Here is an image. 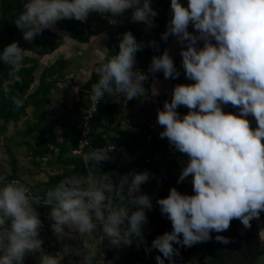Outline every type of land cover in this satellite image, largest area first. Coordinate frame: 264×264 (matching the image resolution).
Returning a JSON list of instances; mask_svg holds the SVG:
<instances>
[{"label": "clouds", "instance_id": "obj_1", "mask_svg": "<svg viewBox=\"0 0 264 264\" xmlns=\"http://www.w3.org/2000/svg\"><path fill=\"white\" fill-rule=\"evenodd\" d=\"M128 9H134L133 21L153 25L157 13L150 0H28L14 23L23 38L32 41L59 20L85 21L90 12L116 17ZM171 9L173 16L162 38L173 35L186 44L182 65L186 78L195 83L175 86L171 102L158 111V124L164 128L160 137L188 156L178 183L192 175L195 194H182L173 187L157 201L173 228L152 242L151 247L163 254L156 257L157 264L179 254L174 242L191 247L207 241L212 231L227 230L233 219L250 227V221L264 211V0H188L187 7L171 0ZM190 23L199 35L188 31ZM200 40L204 46L198 49ZM143 46L126 32L118 55L106 57L104 50H97L99 79L91 89L93 109L105 94L123 95L127 100L144 95L147 77L134 70L135 54ZM25 54L17 43L0 53L15 81H20L17 73ZM149 71H163L166 79L179 76L168 51L153 57ZM2 91L15 109L23 106L19 94H10L7 82ZM222 104L239 108L240 114L225 113ZM181 105L190 110L183 118L177 112ZM249 115L257 122L255 129L246 118ZM107 153L104 148H90L83 159L100 163L108 159ZM148 179V172H132L121 177L114 189L109 177L90 169L83 176H64L41 196L19 179L0 176V264H22L26 253L36 252L40 264H61L59 257L43 252L41 220L34 205L51 206L48 215L59 236L71 235L65 232L67 227L84 238L83 250H75L82 256L81 264H96L98 249L90 237L98 226L114 246L130 244L133 236L143 241L145 209L152 208V201L139 193ZM216 239L227 243L221 236Z\"/></svg>", "mask_w": 264, "mask_h": 264}, {"label": "trees", "instance_id": "obj_2", "mask_svg": "<svg viewBox=\"0 0 264 264\" xmlns=\"http://www.w3.org/2000/svg\"><path fill=\"white\" fill-rule=\"evenodd\" d=\"M185 1L180 0L181 3ZM26 2L28 1L0 0V53L12 43H17L21 49L26 50L21 70L17 73L20 76V81H15L9 77V66L0 60V134H3L8 129L11 121L14 124H18L25 117L24 127L17 130L18 137L5 136V151L9 156L8 161L11 165V172L7 173L4 177L7 180L16 178L25 182L18 173V157L13 150V146L21 145L27 146V154L31 155V160L37 166L41 167L45 163L53 167L55 166V162L57 164V171L50 173L47 180L31 187L32 192L41 196H43L49 187L59 183L64 176L73 174L83 176L90 169L102 178L109 177L114 189L119 187L121 177L132 172L138 174L148 172L149 179L141 185L140 189L152 201V208L145 209L147 216V223L145 225H153L160 229L162 221L161 208L157 201L163 198L164 188L160 186L159 178L164 173L169 175L170 180L167 186L170 190L173 188L172 181L175 179L172 178L171 173L160 168L162 162L159 159L163 154H167V151L175 148L170 145L167 138L162 139L158 132H152L151 126L155 123L157 117L155 116L152 122L147 125L144 124V120L138 118L132 124L130 123L129 127L123 128L122 119L117 120L114 116L117 113H121L125 114L123 118H128L130 114L125 113L126 109L133 106L136 100L142 101L143 96L127 100L123 95L111 96L105 94L104 98L99 101L97 111L92 120L91 136L93 145L100 146L109 142H126L130 145L129 150L120 151L115 157L107 154L108 159L100 163L86 162L82 154L74 153L73 150L79 147L78 139L84 109L91 103L92 85L99 79L98 74L95 73V68L99 67L100 62L95 65L91 76L80 87L81 96L74 104L73 109L69 111L68 116H66L64 137L63 139H59L55 131V124L47 123L50 109L48 98L53 90L58 89L60 82L66 79L69 59L64 55H59L49 60L46 64H42V58L52 54L62 45L63 37L51 28L43 30L32 41L25 40L23 38V31L15 25L14 20L22 12L23 4ZM150 5L157 13L153 18L154 25L150 31L137 27L132 22L130 16L122 20L113 17L114 22L106 21V19L99 17L96 22L92 23H82L74 18H65L57 21L55 24L60 31L69 33L79 41L88 40L87 36H84L85 30L89 34L106 30L109 34L106 57L116 55L119 52V45H117L116 51V42L120 43L122 35L126 32H131L137 43L144 45L142 49L136 52L134 65V70L142 72L141 69L148 62H152L153 57L161 56L165 52L166 40L162 38V35L168 30H166L167 19L164 16L163 9L171 5V0H150ZM125 13L131 14L130 9L126 10ZM108 15L111 14L108 13ZM94 25L97 26L96 29H93ZM153 32H155V36L150 38L149 36ZM152 42H155V46H153ZM172 59L176 70L179 72V76L194 83L193 80L186 78L184 68L175 61L174 57ZM39 68H41V71L37 77L36 71ZM5 82H7L11 90V95L19 94L20 98L24 100V104L20 109H15L11 100L5 98L2 91ZM36 82L37 85H35ZM150 86V82L146 84L147 88H150ZM29 107L32 108L30 116H28ZM183 110L184 108H180L177 112H182ZM57 122L59 121L57 120ZM149 132L151 133V139L147 141L146 137ZM88 150L83 149V153H87ZM186 186L185 182H181V190L186 188ZM34 207L41 220V227L46 226L50 229V226L54 224V221L48 215L51 211V206L34 205ZM130 207L132 210H136L135 207ZM95 231L102 232L99 226ZM131 239L134 244V253L131 257L129 255L123 262H112L111 264H133L134 260L142 259L139 246L137 245V237L133 236ZM41 240L43 252L62 251L65 244V242L58 241L56 238L52 239L51 236L43 237ZM73 244H76V242L74 241ZM214 246L212 234L209 246L205 252L196 249L195 246H191L189 248L190 254L188 255L187 264H193L197 257L202 258L206 253L210 254V258L205 264H221L223 254L219 249L217 250L216 246L214 248ZM108 256H112V253L108 252L107 257L104 259L106 260ZM99 259L100 257L97 256L96 264H103L99 263Z\"/></svg>", "mask_w": 264, "mask_h": 264}, {"label": "crops", "instance_id": "obj_3", "mask_svg": "<svg viewBox=\"0 0 264 264\" xmlns=\"http://www.w3.org/2000/svg\"><path fill=\"white\" fill-rule=\"evenodd\" d=\"M187 3H188V0H186L184 3H181V4L185 5ZM126 16H127V13L124 12L123 14H120L117 17H115V19L117 18L119 20H122V19H125ZM166 19H167L166 30H168L167 25L170 23V20L168 19V17ZM52 29L63 37V43L52 54L46 55L44 58H42L41 62L44 63L45 61V64H46L49 58L54 59L59 55H64L65 57L69 59V66L67 70L68 72H70L69 75H71V76L66 75V79L60 82L58 89L53 90L48 98V104H49L50 109L48 113L47 123L49 124L54 123L55 131L58 135V138L63 139L64 132L66 130V126H65V123L67 121L66 116H68L69 111L73 109L74 104L81 96L80 87L91 76L95 65L99 63L98 57L96 55L97 50H104L105 54L107 53L109 34L106 30L98 31L96 33H90V34L88 33L87 30H85L84 36H87L88 40L79 41L73 38L69 33L60 31L58 27L56 26V24L54 25ZM175 37L176 36H173V35L169 36L168 37L169 42L166 41V45H167V42L174 43ZM78 42L79 43L83 42V43H86L87 45H80V44L78 45ZM177 43L179 44V41L176 42V45ZM166 45H165V48H166ZM169 48H170L169 55L171 57H174L175 61L183 67L182 55L181 53H179L180 48L176 49L171 46ZM116 51H117V44H116ZM118 53L119 52H117L116 55H118ZM78 69H82V71L80 70L78 71ZM193 82L195 83V81ZM150 83H151V86H150L151 93L149 95L143 96L142 101H138V103L141 106L139 111H142L143 114H146L145 116H148L150 113L154 115L159 110H163L165 102L166 101L171 102V99L173 98L174 88H175L174 85H172L169 81L163 78L152 80ZM35 85H37V82L35 83ZM157 105L159 106V109L158 108L155 109ZM135 106L132 109L137 111V108H139V105L135 104ZM221 107L225 113H233L236 115L240 114L239 108L233 107L231 104H227V105L222 104ZM180 108H184V110L183 112L179 111L178 112L179 115L183 113L186 115L190 111L186 106H183V105L179 106L177 108V111ZM151 110L153 111L151 112ZM246 118L249 120L250 126L253 129H255L257 127V122L254 116L249 115ZM141 119L144 120V124L146 125L148 124V122H146L145 117H142ZM57 120L59 122H57ZM125 124L126 123L124 122L123 128L126 127ZM157 126H158V119L155 121L154 124H152L151 127H157ZM18 129H22V128H18ZM159 129L163 131V127L159 126V128L156 129L155 132H158L160 134ZM176 158H177L176 168H178V170L182 172L183 168L186 166L187 161H188L186 158V154L181 153L177 150ZM189 179L193 180V176L190 175L188 178H185V180L181 182H185L187 185L188 182L186 181H189ZM181 182L178 183V180H174L172 181V186L177 188L179 192H181L182 194H187V195L195 194L193 191V184H191L192 188H189L188 186H186V188L181 190ZM250 222H252V220ZM245 228L247 229V227H245L239 219H233L230 222V226L227 230H224L219 233H217L216 231H212L213 243L216 246L217 250L219 249V251H221L223 254V260L221 264H230V263H224L226 254L228 252L230 254L239 253L238 245H242V247L244 248L246 246L255 245L256 242L254 238L251 236V231L245 230L246 232L245 233L243 232ZM217 236L226 238L227 243L221 240H217L216 239ZM209 258H210V254L206 253L202 258L197 257L196 260H194L193 264H205ZM137 260L141 261L142 259L139 258ZM232 262L234 261L231 260V264H233ZM144 264H151V263L146 260Z\"/></svg>", "mask_w": 264, "mask_h": 264}, {"label": "rangeland", "instance_id": "obj_4", "mask_svg": "<svg viewBox=\"0 0 264 264\" xmlns=\"http://www.w3.org/2000/svg\"><path fill=\"white\" fill-rule=\"evenodd\" d=\"M183 6L187 7L188 3L183 5ZM163 11H164V16L166 18L168 17V19L171 21L172 16H173V12H172L171 6H169L166 9H163ZM130 12H131V14L127 13V16H126L125 19H127L128 16H130V18L132 19L133 11L130 10ZM132 22L137 27H139L140 29H144L146 31L152 30L153 25H154V23H153L152 26H149L145 22H135L133 20H132ZM168 25H167V29H168ZM96 27L97 26L94 25L93 29H96ZM188 31L193 33L194 35H199V33L194 29V26L191 23L189 24ZM154 36H155V32L151 33L149 37L153 38ZM174 39H175L174 43H172V42L168 43L169 39L166 40L168 42H167L165 51H168L169 54H170V48H169L170 46L173 47V48H176V49L180 48L179 49V53H181L182 49L186 47V44H181L180 42H179V44L177 43V45H176V42L178 41V39H177V37H175ZM212 43L215 44L216 41L213 39ZM79 44L80 45H87L86 43H83V42L82 43L78 42V45ZM116 44L118 45L119 42H116ZM196 46H197L198 49L202 48L204 46V41H202V40L198 41ZM94 52H96V51H94ZM49 60H51V59L49 58ZM46 61H47V59H46ZM44 64H45V61H44L43 65ZM79 70L82 71V69H78V71ZM40 71H41V68H39L36 71L37 77L39 76ZM69 74H70V72L67 73V76ZM69 76H71V75H69ZM150 93H151V91H150ZM149 94H147V95H149ZM138 101L139 100H136L134 102L133 106H131L130 108L126 109L125 113H127L128 115L130 114L128 116V118H126V119L123 118L125 114L119 113V114L116 115L115 119H117V120L118 119H122L121 120L122 121V125L125 122L126 123L125 125L128 126V127L133 123V121L137 120L138 118L145 117L146 118V122H148V123H151L152 119L155 116L157 117L156 119H158V112L155 113L154 115L150 113L148 116H145L146 114H143L142 111H139L141 106L138 103ZM135 104L139 105V108H137V111L132 109L135 106ZM142 104H144V103H142ZM157 108L159 109L158 105L156 106L155 109H157ZM28 111H29V115L28 116H30L31 112H32V108L29 107ZM152 111L153 110H151V112ZM184 115H185L184 113L180 114V117L183 118ZM132 119H134V120H132ZM24 120H25V117H23L18 122V124H14L11 121L9 126H8V129L3 134H0V176L4 177V176H6L7 173L11 172V165H10V163L8 161L9 156L7 155V153L5 151V136L7 135V136L18 137L17 129L24 127ZM159 126L160 125L158 124L157 127H151L152 132H155V130L158 129ZM160 129H159V132L161 133L162 131ZM163 131H164V128H163ZM148 135H151V133L150 132L147 133V137H148ZM147 137H146V140H147ZM13 150L16 152L17 157H18V163H19V172L18 173L20 174L21 178L28 185H30L31 187L41 183L44 180H47L50 173H53V172L57 171V167L56 166L51 167V166H49V165H47L45 163L42 164L41 167L37 166L31 160V155L26 154L27 151H28L26 145L13 146ZM186 158L188 160V156L187 155H186ZM159 160H160V162H162L161 163L162 165H160V168L165 170L166 172L171 173V176H172L173 179L179 180V176L181 175V172L178 170V168H176L177 163L176 162L174 163L173 161H171V159H169V157L167 156L166 153L163 154V156H160ZM55 165H57L56 162H55ZM186 182H188L187 186L189 188H192V186H191L192 179H189V181H186ZM125 192L127 193V186H126V191ZM139 194H145L146 195V193L144 191H141V190H140ZM65 232L66 233L71 232V235H65L63 237L59 236L58 234H56L54 232L53 224H52V226H50V229H49V227H46V231H40L39 230V236H40L41 239L43 237L51 236L52 239L56 238L58 241L65 242L62 251H46L44 253L52 255L54 257H59L61 264H81L82 256L81 255H77L75 250L76 249L83 250V239L84 238H82L79 235V233L76 232L75 230H70L67 227L65 228ZM90 240L92 242H94V246L98 249V255H97L98 257H99V249H101V248L104 249L106 251V253H108V252L112 253V256H108V258L106 260L105 259L104 260L100 259L99 263L111 264L112 262H123L125 258L129 257V255L131 257V255L133 254V251H134L133 241L130 244H128V245H121V246L117 247V246L112 245L110 243L109 238L104 237L102 232L99 233L98 231H95V233L92 235V237H90ZM74 241L76 242V244H73ZM69 243H71L72 245L69 244ZM65 249H68V251H65ZM141 257H142L141 261L140 260H134L133 264H144L146 259L142 255V253H141ZM22 264H40V253L39 252L26 253Z\"/></svg>", "mask_w": 264, "mask_h": 264}, {"label": "built area", "instance_id": "obj_5", "mask_svg": "<svg viewBox=\"0 0 264 264\" xmlns=\"http://www.w3.org/2000/svg\"><path fill=\"white\" fill-rule=\"evenodd\" d=\"M28 1V0H27ZM134 11V9H130ZM99 17H102L106 19V21H114L113 17L111 15H108V13H98V12H90L87 19L85 21H81L82 23H92L96 22ZM151 62H148L146 66H144L141 69V73L146 75L147 79L143 82V86L145 88V93L143 96H146L147 94L150 93V88L146 87V84L151 82L152 80L155 79H166L164 76L163 71H158L156 73H152L149 71ZM167 81H169L172 85L176 86L178 84H194L191 83L189 80L184 79L182 76H178L175 79L173 78H167ZM98 104L96 105V109H93L92 104L84 109V116L82 118L81 122V131L79 135V147L77 149H74L73 152L77 154H82L84 156L85 153H83V149H96V148H104L106 151H108V155L115 157L118 152L120 151H127L130 148V145L126 142H109L100 146H94L93 141H92V120L93 117L97 111ZM119 114V113H117ZM116 114V115H117ZM116 115L114 117H116ZM87 133V134H86ZM151 139V135H148L147 140ZM16 179V178H14ZM13 180V179H11ZM20 180V179H19ZM169 175L167 173H164L160 178H159V183L160 186L164 188V196L163 198H166L170 194V189L167 186V183L169 181ZM21 181V180H20ZM22 182V181H21ZM24 183L26 186L30 188L32 191V188L30 185H28L25 182ZM167 187V188H166ZM115 195V192L112 193ZM119 201L114 198V203H118ZM134 211V210H133ZM161 227L160 229L156 228L153 225H143L142 226V235H143V241H140V239L137 237V245L139 246V251L142 253V255L145 257L147 261H149L151 264H157L156 257L161 256L163 258V254L159 252L157 249H153L151 247L152 242L154 239H156L158 236L163 235L165 232H171L173 230L172 228V222L170 219H168L167 215H163L161 213ZM40 231H46V226H43L39 229ZM212 232L210 233L211 236ZM180 239L182 240V234L180 236ZM209 240L204 241V242H198L194 244L196 249L205 252L209 246ZM173 247L178 249V255L174 254L170 259L169 258H164V264H187L188 260V255L190 254L189 248L187 246H183L181 244H176L175 242L173 243ZM99 257L100 259H104L107 257V253L104 249H99ZM99 259V260H100Z\"/></svg>", "mask_w": 264, "mask_h": 264}, {"label": "water", "instance_id": "obj_6", "mask_svg": "<svg viewBox=\"0 0 264 264\" xmlns=\"http://www.w3.org/2000/svg\"><path fill=\"white\" fill-rule=\"evenodd\" d=\"M167 156L173 162L177 161L175 149L167 151ZM250 224L251 226L245 228L243 232L245 233V230L251 231V236L256 242L255 245L244 248L237 244L239 253L230 254L228 252L224 263L231 264V260H233V264H264V236H262L264 233V211H261L258 218H253Z\"/></svg>", "mask_w": 264, "mask_h": 264}, {"label": "bare ground", "instance_id": "obj_7", "mask_svg": "<svg viewBox=\"0 0 264 264\" xmlns=\"http://www.w3.org/2000/svg\"><path fill=\"white\" fill-rule=\"evenodd\" d=\"M112 16V15H111Z\"/></svg>", "mask_w": 264, "mask_h": 264}]
</instances>
